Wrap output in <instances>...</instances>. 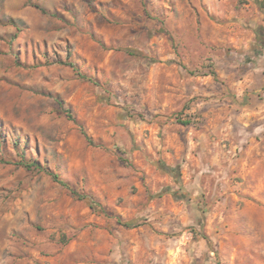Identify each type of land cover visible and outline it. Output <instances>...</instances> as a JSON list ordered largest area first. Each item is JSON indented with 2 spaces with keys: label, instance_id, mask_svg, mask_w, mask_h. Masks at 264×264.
Here are the masks:
<instances>
[{
  "label": "rangeland",
  "instance_id": "1",
  "mask_svg": "<svg viewBox=\"0 0 264 264\" xmlns=\"http://www.w3.org/2000/svg\"><path fill=\"white\" fill-rule=\"evenodd\" d=\"M247 2L0 0V264H264V48L231 39ZM68 52L93 81L58 62ZM210 70L232 104L231 138L168 160L163 124L180 126L186 144L187 130L224 115L201 85ZM250 71L244 95L224 89L227 75ZM158 161L174 178L156 192L173 188L187 203L183 225L150 200L167 171ZM193 200L205 208L198 220ZM215 202L225 206L209 229Z\"/></svg>",
  "mask_w": 264,
  "mask_h": 264
},
{
  "label": "crops",
  "instance_id": "2",
  "mask_svg": "<svg viewBox=\"0 0 264 264\" xmlns=\"http://www.w3.org/2000/svg\"><path fill=\"white\" fill-rule=\"evenodd\" d=\"M245 16H243L242 21L246 22V27H243V29H240L234 35H232V41L233 45L237 48L243 47L244 49L251 48L256 43V36L254 28L258 26L264 27V11L260 9L255 2H252L251 0H248L247 3H245ZM263 75V84L261 87H264V72ZM205 76H211V75H205ZM220 78V74L218 76ZM227 78L224 79V89H227L229 87L231 90L236 91L238 94H243L245 91L250 87V85L254 82L256 74H254V71H250L244 75L241 76H234V72L230 73L226 76ZM211 76L208 78V84H201L204 89L208 86L211 87V93L213 94L212 99L219 105L220 102H224L226 97L221 99V96L223 95V88L217 87L214 82L215 78ZM222 85V84H221ZM214 87V88H213ZM220 90V91H218ZM228 94V92H226ZM225 105V112L224 115H220L221 111H218V113H215L214 117L210 118L211 120L208 121L204 129L201 131H194V130H187L185 133V138L187 140V143L185 144L184 141L182 142L180 139V136H178L177 130L180 128V126L171 127L168 124H163V130L166 134V139L164 144H162L161 152L164 153L171 161H174V159H177L181 154L189 153L192 148H199L202 151L207 150L208 152L213 148L215 152H217V144L219 142H222L224 139L231 138V136L228 134V131L223 132V129L227 128L231 122V116L227 113L230 107H232L231 103L224 102ZM216 105V103H215ZM220 108V107H216ZM222 116V117H220ZM218 125H223L219 130ZM214 133L216 136L212 135ZM192 135V136H190ZM184 140V139H183ZM223 143L222 145H224ZM221 150V149H219ZM225 154V153H224ZM167 160V161H168ZM169 163V162H168ZM170 165V164H169ZM173 166V165H170ZM158 174H160L162 177L159 178ZM157 174L158 180H155L153 182V186L151 189L152 193L154 194L153 197H150V200L160 201L162 204H167L166 209H170V211L174 212V216H176V219L183 225L185 221L190 220V215L187 217L185 215L187 203L184 201L181 202L179 198H177L174 193H172L173 188H170L168 191L163 193L156 192V189L159 185V181H162L166 179L167 182H169L170 178L173 177L172 171H164ZM173 184H176L175 181ZM195 203L194 210H192V220H198L202 215H206V212H204V206L202 205V201L200 200H193ZM237 200H234V202ZM233 204V203H232ZM225 206L222 203L215 202V203H208L205 205L206 209H208L207 212V218L208 223L205 225V227H208L209 229L214 226L212 223L215 221L218 211L217 207ZM251 205L246 203V206L243 207V210L246 212L248 211V208ZM189 209V208H188ZM242 210V211H243ZM248 213V212H246ZM189 218V219H188ZM117 220V218H115ZM199 224H202V221L199 222ZM140 226L139 228H141Z\"/></svg>",
  "mask_w": 264,
  "mask_h": 264
},
{
  "label": "trees",
  "instance_id": "3",
  "mask_svg": "<svg viewBox=\"0 0 264 264\" xmlns=\"http://www.w3.org/2000/svg\"><path fill=\"white\" fill-rule=\"evenodd\" d=\"M257 6L262 9V11H264V0H253ZM35 8L39 9L41 12H45V9L38 3H33L32 4ZM255 31V36H256V43L252 46L251 50L253 51L254 54H257L258 50H262L264 48V27L262 26H258L256 28H254ZM69 52L67 54V56L64 59H59L58 62L62 63L64 65H68L70 67L73 68V70L75 71L76 75H78L79 77L86 79L88 81H93V78L83 74L75 65V63L73 62V60L70 59L69 57ZM209 73L212 74V76L216 79L217 78V73L214 70H210ZM68 112V110H66ZM177 121L184 125V126H188L190 124H192V121L189 118H177ZM81 132L84 135L85 139L87 140L88 143H93L91 137L87 134V132L81 128ZM20 162H18V164L24 166L27 169H34V168H41L42 166L35 161H27L25 159H21L19 160ZM160 166L163 167L164 169L168 170V171H172L173 169L171 167H169L168 165H166L164 162L158 161ZM47 173H49L51 175V177L58 181L59 183H61L63 186H65L66 188H68L74 195H76V197L78 199H84L90 207L95 208V207H100L99 204L97 203L96 200H93V198L89 195L86 194H82L79 193L77 190L73 189L70 185L69 182L63 180L62 178L59 177V175L49 169L46 170ZM178 193L174 192V195L176 196ZM124 225L128 226L129 223L125 222Z\"/></svg>",
  "mask_w": 264,
  "mask_h": 264
}]
</instances>
